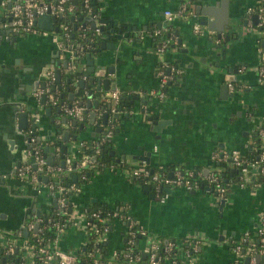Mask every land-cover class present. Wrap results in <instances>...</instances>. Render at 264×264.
<instances>
[{
    "label": "crops",
    "instance_id": "crops-1",
    "mask_svg": "<svg viewBox=\"0 0 264 264\" xmlns=\"http://www.w3.org/2000/svg\"><path fill=\"white\" fill-rule=\"evenodd\" d=\"M106 1L108 16L137 26L132 29L128 42L116 41L117 50L102 48V41L112 45L113 40L97 33L91 55L95 66H113L114 73L108 74L110 85L116 82L115 89L126 96L128 104L134 101L130 103L131 113L128 114L127 107L120 108L121 116L114 121L113 136L106 139L103 133L111 124L104 123L106 106L103 103L115 105L111 97L115 89L104 90L100 97L95 95L97 83L90 84L88 52L77 58L75 69L70 68L68 52L54 38L56 29L49 30L37 23L38 32L14 31L8 20V5L0 4V32L6 31L0 42V225L5 229L17 228L30 196H38V206L42 208L46 200L51 202V192L45 188L36 195L32 182L15 173L17 162L24 159L28 149L26 136L23 138L21 133L33 125L35 116H40L37 132L41 141H47L58 125L63 127V132L68 130L67 154L78 155V148L84 142L97 144L100 137V143L111 139L112 144L111 160L96 165L94 173L84 179L86 182L72 197L75 219L61 233L63 249L78 252L86 242L85 211L90 204H107L111 208L120 204L151 237L165 242L187 236L202 237L198 264H238L231 240L257 228L264 209V186H240L235 182L237 172L235 169L233 172V164L220 155L248 154L257 129L264 126L261 32L256 27L257 14L249 12L260 0H186L190 1L186 14H177L171 21L167 20L165 10L178 11L185 0H101L100 6ZM89 2L92 5L93 0ZM85 14L90 16L91 12ZM86 22L93 26L92 21ZM97 22L107 26L101 19ZM58 23L56 19L53 26L58 28ZM197 24L199 31L195 30ZM155 29L170 31L178 42L159 53ZM164 62L169 64L165 67L168 73L171 65L182 71L162 86L158 71ZM50 67L60 70V86L68 98L83 99L86 103L84 120L67 115L42 96H35L34 90L42 82L43 72ZM103 71L96 68V73ZM80 81H85L86 92L92 90L91 97H83L80 92L74 95L81 89ZM230 83L236 88L232 89ZM161 91L164 95H160ZM136 95L146 100L152 97V100L145 104L134 99ZM154 106L159 108L160 118L169 121L160 131L154 130L152 121L146 120L142 113ZM20 110L28 112V125L22 131L17 129ZM56 152L49 154L51 161ZM142 159L152 169H162L170 175L178 170H194L204 175L218 170L225 172L233 180L224 197L226 202L221 205L223 198L219 199L202 184L192 189L172 186L168 198L161 201L153 186L130 175L129 167ZM147 186L150 190L145 189ZM126 230L124 219L115 216L111 220L107 241L110 251L124 248ZM0 233L3 232L0 230ZM146 244L147 238H143L139 247ZM24 255V264H36L32 250H26ZM51 264L59 263L53 260Z\"/></svg>",
    "mask_w": 264,
    "mask_h": 264
},
{
    "label": "built area",
    "instance_id": "built-area-1",
    "mask_svg": "<svg viewBox=\"0 0 264 264\" xmlns=\"http://www.w3.org/2000/svg\"><path fill=\"white\" fill-rule=\"evenodd\" d=\"M192 1V0H191ZM3 5L11 3L10 15L12 20L10 22L11 29L17 32L35 33L40 29L37 26V18L47 12L56 15L59 20L58 28L61 31H56L54 34L55 40L59 46L68 52L70 59V68H76V61L79 56L84 55L87 52L88 45H80L75 47L71 41L72 27L68 21L60 19L65 18L70 14L76 13L75 0H1ZM190 1H183L182 6L178 11L172 9H166L165 15L167 20H173L177 14L185 15L188 11ZM83 6L85 13L92 12V5L89 0H83ZM250 15L257 14L256 27L261 32L259 38V52L262 59V68L264 67V0H260V3L256 7L249 8ZM85 28V26H83ZM96 33L101 32V25H98L94 29ZM195 30L199 31V24L195 25ZM85 33V32H84ZM161 29H155L154 35L159 36L162 34ZM178 39L176 35H170L160 40L158 46L159 53L166 52L170 43H177ZM169 64L160 66L158 74L160 76L162 86H165L169 79H173L175 74H179L182 70L175 65L170 66V73L165 70V67ZM86 74V73H85ZM86 77V75H83ZM38 83L34 94L38 98L46 95V99L50 104L57 105L67 115L84 120L86 117L87 106L83 99L75 98L69 99L62 95V88L56 83V74L54 67L47 68L43 72V80ZM44 83V85H43ZM56 85V87H55ZM232 89L236 86L234 83H230ZM165 92L161 91L160 95H164ZM112 99L115 101V105L112 106L111 114L121 110L118 106L121 99V92L115 89L111 93ZM110 128L103 134V138L112 137L114 133V121L111 117ZM25 131L26 141L28 149L22 160L21 164L16 168V175L32 182L36 195L43 193L46 188L50 190L52 196H56L57 209L59 212L66 213L68 208V201L64 195L63 186L61 184H55L49 181L50 173H55L59 170L71 171L75 168H87L94 166L97 159L96 156H86L80 158L74 164V154H69L63 157L64 163L49 162L48 155L43 152L42 147L37 144L39 136L37 128L28 127ZM260 138L264 139V126L259 127L256 131ZM83 143V142H82ZM56 155L64 154L57 147ZM221 159L231 162L236 169L237 178L236 183L242 187L258 188L264 186V151L259 152L256 157H250L249 154H241L239 152H228L223 154ZM231 160V161H229ZM112 167L114 164H111ZM115 166V165H114ZM130 175L142 183L151 185L156 192V195L161 201H165L169 196L168 189L172 186L180 185L186 189H192L201 185L200 179L204 182L202 185L212 191L220 199L226 197L228 194L230 184L233 180L222 179V171H214L206 175L190 170L188 172H182L180 170L174 172L172 175L162 169H152L150 164L145 160H139L137 163H133L129 167ZM47 176V180L44 177ZM81 178L87 179V174L83 173ZM81 185L73 183L70 185L69 190L78 192ZM125 208V206H121ZM122 209L115 208L113 211H108L107 214L119 216L125 220L127 226V245L121 250L111 251V259L107 263H103L99 258H95L91 264H111L115 262L113 258H119L122 256V260L118 264H198L200 258V248L203 243L202 237L187 236L182 239H168L165 243L161 239L151 237L150 232L141 226L137 220H135L126 210L124 213H120ZM86 214V225L88 230H92L95 237V250L89 251V254H94L100 251V247L97 246L102 241L108 240V235L111 231V222L108 217L101 214V210H88ZM96 218L97 221H94ZM41 215L35 214L33 218L26 222V226L29 232L32 234H38L40 227ZM74 222V221H73ZM72 222V223H73ZM37 224H39L37 228ZM55 236H53L47 243L41 244L38 247V253L40 254V264H51L53 260H56L59 264H81L79 255L77 252L65 250L60 246L61 233L65 230V224L61 221L54 223ZM87 230V231H88ZM0 233V238L4 239V251L8 255H15L19 251V245L25 247L28 250L32 249V245H29L28 239L20 241L17 237H6ZM147 238V244L145 246L134 249L136 242H139ZM152 238V240H150ZM23 243V245H22ZM231 249L234 252L238 264H264V209L262 210L258 222V226L254 231H246L237 238L231 240ZM248 262L246 261V258ZM25 255L17 258V263H25ZM7 264H14L8 262ZM37 264V263H36Z\"/></svg>",
    "mask_w": 264,
    "mask_h": 264
},
{
    "label": "trees",
    "instance_id": "trees-1",
    "mask_svg": "<svg viewBox=\"0 0 264 264\" xmlns=\"http://www.w3.org/2000/svg\"><path fill=\"white\" fill-rule=\"evenodd\" d=\"M76 2V13L70 14L66 16L65 18L60 19V21L65 20L68 21L71 24L72 27V32H71V41L74 43L75 47L78 48L80 45H88L87 47V52H94L95 50V45H96V40L98 38L97 33L95 32L94 28L92 26H89V23L86 22L85 20V10L83 6V0H75ZM85 26V28H83ZM58 31H61V28H58ZM85 32V33H84ZM170 31L167 33H162L159 36H157V39L160 40L164 39L166 37H169ZM173 43H170L168 48L172 45ZM62 95L64 97H67V92L62 89ZM128 100L126 99H120L119 101V108L127 107ZM31 128L33 125L30 126ZM55 132L47 139V141H41L38 139L37 144L42 147L43 152L46 153V155L49 156L50 153L56 152L57 147H60L61 152L63 151V145L66 144L67 141H65L63 138V127L58 125L55 128ZM102 136V135H101ZM101 138V137H100ZM100 138L97 139L98 143L97 144H92L91 142H84L83 146L81 148H78V155H75L74 157V164L76 161L80 158L86 157V156H91L94 157L96 156L97 159L95 160L94 166L87 167V168H75L71 171L67 170H59L55 173H50L49 181L54 182L55 184H61L63 186V191L64 195L68 201V208L67 212H59L57 209V203H54L55 198L49 193L50 195V203L47 202V200L43 203V213L41 215L42 220L40 221V227L41 229L39 230L38 234H32V232L29 233L28 236H24L23 234L19 233H3L4 238L6 237H17L21 240L23 239H28L29 245H32V249L35 250V261L37 264H40L41 259H40V254L38 253V247L41 244L47 243L53 236H55V227L54 223L56 221H61L62 223L65 224V229L67 226H69L75 219V209L74 205L72 206V197L76 193V191H71L69 190L70 185L73 183H78L80 185H83L86 181H84L81 178V175L83 173L87 174V177L91 176L94 173V169L96 168V165H101V163H105L106 161L111 160L112 155L110 154V149L112 148L111 144V139L105 141L104 143H100ZM254 146V147H253ZM253 146H251V151L248 152L250 157H256V155L259 152L264 151V139L260 138L258 133L256 132L255 134V140L253 142ZM68 152V151H66ZM247 154V155H248ZM67 153L61 154L59 157L55 155L54 160L52 161L53 163H60L61 165L63 164V157H66ZM235 174V173H234ZM233 174V175H234ZM237 174H235L236 176ZM228 175L226 174L225 176L222 175V179L226 180ZM230 177V176H229ZM228 177V179H229ZM27 179V178H26ZM201 184L204 182L203 179H200ZM206 186V185H204ZM47 193V194H48ZM47 198V197H46ZM46 205V206H45ZM115 208L117 209H122L121 205L118 204L114 206V208H111L107 204H90L88 210H101V214L105 217H108L109 221L115 217L114 215L107 214V212L113 211ZM126 210L123 208L121 210V214L124 213ZM36 213L31 212L28 214V219H31L34 217ZM94 221H97L96 218H93ZM87 240L84 243V245L79 249L77 252L79 255V260L81 264H91L95 258H99L103 263H107L108 260H110L111 257V251L108 246V240L102 241L97 246L100 247L99 252H95L94 254H89V251L95 250V235L92 230H88L87 233ZM4 240V239H3ZM0 240V264H7L8 262H13L14 264L17 263V258L22 257L24 252L28 249L25 247H21V244L19 245V251L15 255H8L4 251V241ZM3 241V242H2ZM165 243V241L163 240ZM128 243L126 242V245ZM140 244V242H139ZM139 244L136 242L134 249H138ZM115 262H112L111 264H118L120 260H122V256L119 258H113ZM23 264V263H20ZM242 264V263H241Z\"/></svg>",
    "mask_w": 264,
    "mask_h": 264
},
{
    "label": "water",
    "instance_id": "water-1",
    "mask_svg": "<svg viewBox=\"0 0 264 264\" xmlns=\"http://www.w3.org/2000/svg\"><path fill=\"white\" fill-rule=\"evenodd\" d=\"M100 1L101 0H93V2H92V5H93L92 12H91L90 16H86L85 19L86 20H90V21L93 22V26L92 27L94 29L97 27V23H98L97 19H101V21L106 23L107 26H104V25L101 26V33L103 34V38L112 39L113 40V42H112L113 44L110 45V42H107L106 40H104L101 43L102 44L101 47L102 48L108 47V48L117 50L118 44H117L116 41L118 40V41L128 42L130 40V34H132V29L133 28L136 29L137 26H130V25L123 24V23L119 22L118 20H116L113 16H111V15L108 16V14H106V12H105L106 11V7L108 6V2L106 1L103 6H100L101 5ZM0 4H1V0H0ZM8 8L9 9L11 8V3L8 4ZM56 19H57L56 15H53L50 12H47V13H44V14L40 15L37 18L36 22L39 24V26H41L43 28H46V29H49V30H53V29L58 30L57 27L53 26V23H54V21H56ZM8 20H10V21L12 20V15H9ZM255 21H257V19ZM124 28H127L128 31L125 32ZM9 31H11V30H9ZM5 33H6L5 30H2L0 32V42L3 39V36H4ZM155 38L157 39L156 35H155ZM134 39L137 40L136 38H134ZM99 49H98V51L101 52L100 55L103 56V58H105L104 53L101 50H99ZM91 55H92V52H88L87 53V58L89 59V64L91 65V67L89 68L88 72L89 73L92 72V75H90V77H89L90 78V84L93 85L94 83H97V86H96L97 91L95 92V95L100 97L104 90L107 91L109 88H111V89H115L116 88V82H114V84L112 83V85H110V81L111 80H110V78L108 76V74L110 72L114 73L115 68L113 66H111V65L107 66V65H101L100 64V65L95 66L94 60L91 57ZM96 68H102V69H105V71L100 72V73H98V72L96 73ZM55 73H56V83H58L59 86H60V82H61L60 70L59 69L55 70ZM68 81L71 82V78L68 79ZM103 83H104L105 86L103 85ZM79 84H80L79 87L81 89H79V90L77 89L74 92V95L76 93L80 92L83 95V97H85L86 95L91 97L93 92H92V90H90V92H86L85 81H80ZM43 85H44V83H43ZM76 86H77V84H76ZM55 87H56V85H55ZM129 96H131V95L129 94ZM121 98L122 99H126V96H122ZM42 99H46V95L45 94L42 96ZM134 99H140L145 104H148L149 101L152 100V97L146 100V99H144V97L136 95L134 97ZM89 101L87 102L88 106H90V103H91ZM42 102H44V100ZM133 102L134 101H131V100L129 101V105L127 106L128 110H129L128 114L132 112V107H131L130 103L133 104ZM103 105L106 106V108L104 107L105 111L103 112L104 123H107L111 116L113 118V121H116L117 118L121 116V110L117 111V112H115V113H113L111 115V113L109 111L112 108V104L111 103L105 101L103 103ZM29 108H31V107L29 106ZM158 109L159 108H156V106H154V107H151L150 109H147L146 111L142 110L143 111L142 113H145V119L146 120H151L152 121V123L154 124L153 125V129L157 130V131H160L162 129V127H164L167 124V122H169V121L167 119L160 118V115L158 114ZM36 113H39V110H37ZM19 117H20V123L18 124L17 129L22 131L28 125L27 124L28 112L20 110ZM75 123H76V121H75ZM39 124H40V116H38V117L35 116L33 118V127L37 128ZM63 134H64V138L63 139L65 141L69 140V137H68L69 132H68V130H65L63 132ZM21 135L24 138L25 137V132H22ZM39 139H40V136H39ZM75 139H77V136H75ZM63 151H65L64 153H66V151H67V146L66 145H63ZM220 156L222 157L223 153H221ZM48 160H49V162H51V156L50 155L48 156ZM229 161H231V160H229ZM21 162L22 161L19 160L17 162V166H19L21 164ZM62 163H64V162H62ZM219 164H221V162H219L218 165ZM234 169L235 168L232 169L233 172H234ZM235 171H236V169H235ZM222 175L225 176V172H222ZM44 179L47 180L48 178L44 177ZM1 180H2L1 182L3 184L5 182L4 178H1ZM150 188H151L150 186H147L145 189L146 190H150ZM151 194H152V197H153L154 194L153 193H151ZM38 198H39L38 196L37 197L36 196H30V198H29L30 201H27L28 204L26 205V207L24 208V211H23L22 221H21V223L19 224V226L17 228H14V229L6 228L5 229V228H3V226L0 225V230L3 233H12V234H14V233H19L20 234L21 233L24 236H28L29 233H30L28 231V229H27V226H26V222H27V219H28V214L31 213V212H35L38 215H42V213H43V208L38 206V200H37ZM225 202H226V199L223 198L221 200V205H224ZM38 226H39V224H37V228H38ZM0 240H3V239L0 238ZM262 258L264 259V257H262ZM248 259L249 258L247 257L246 258L247 262H248Z\"/></svg>",
    "mask_w": 264,
    "mask_h": 264
},
{
    "label": "rangeland",
    "instance_id": "rangeland-1",
    "mask_svg": "<svg viewBox=\"0 0 264 264\" xmlns=\"http://www.w3.org/2000/svg\"><path fill=\"white\" fill-rule=\"evenodd\" d=\"M75 211H76V209H75Z\"/></svg>",
    "mask_w": 264,
    "mask_h": 264
}]
</instances>
